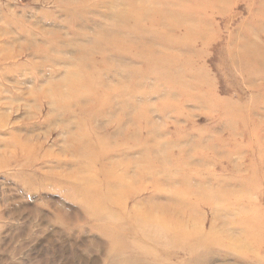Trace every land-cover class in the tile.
I'll return each instance as SVG.
<instances>
[{
	"label": "rangeland",
	"instance_id": "374dc122",
	"mask_svg": "<svg viewBox=\"0 0 264 264\" xmlns=\"http://www.w3.org/2000/svg\"><path fill=\"white\" fill-rule=\"evenodd\" d=\"M131 15L150 29L113 28ZM191 24L211 39L184 49ZM103 36L120 45L93 49L87 77L124 93L91 116L50 93ZM146 47L176 60L152 69ZM256 47L250 75L234 54ZM263 51L264 0H0V264H264ZM164 210L199 233L138 230Z\"/></svg>",
	"mask_w": 264,
	"mask_h": 264
},
{
	"label": "bare ground",
	"instance_id": "6f19581e",
	"mask_svg": "<svg viewBox=\"0 0 264 264\" xmlns=\"http://www.w3.org/2000/svg\"><path fill=\"white\" fill-rule=\"evenodd\" d=\"M133 16L134 15H131V16H128L125 18L119 17L118 20H120L121 24L118 25V22L116 20L115 23L112 24L113 28H115V29L120 28L122 25H127V24H132V25L137 24L138 28H139L137 32H139V33L144 28L148 29V30L150 29L151 24L145 26L143 23L142 24L139 23L138 15H136V17H133ZM129 18H130V20H129ZM191 19H193V18H191ZM197 29L198 30H196L194 24H191L190 26L185 27L182 30L183 32H182L181 36L178 37L179 41L175 40L177 42H174V43H177L179 46L183 47L184 49H193L195 47H194L192 40L196 36H201L202 32H205V35H203V37H202V39H203L202 42H207L209 39H211V35L208 34L207 31H205L206 29L204 27L197 28ZM161 35H163V33H161ZM123 38L124 37H122V39ZM119 39L120 38H116L115 40L110 41V40H107V38L103 36L101 38H98L97 43L95 45L91 46L90 48L85 49V50L81 49L77 64L74 65L73 70H70V72L68 70V72L66 73V75L62 79V82L59 83V84L65 83L67 85L68 89L66 91L65 90L61 91L59 88H57L59 84H55L51 88L52 90H51L50 95L55 97L56 100H63V104L65 106H72L73 104L77 105L81 101L82 102L87 101V105H81L80 106V104H79V107H80V109H82L81 111L89 110V113L92 116V115H96L97 112L101 111V107L99 110L95 109L96 104H93V102L101 101L103 104L108 103V102L110 103L113 100L114 95L117 96L119 94H123L124 93L123 90H116V89L110 90V91L105 90L102 86L103 83H102L101 78L99 79V78H95V77H92V78L87 77V75L90 74V73H88L89 72L88 70H93V71L95 70V68H93V66H91L93 63V58H94L92 55L93 49H97V51H98V47H99V49L101 50L102 47H100V46H102L103 41H105L106 44L119 46L120 45ZM180 39H182L185 42H181ZM129 48L130 47H128V49ZM257 48L258 47L254 48V49L252 48V49H249L247 51H240L241 50L240 49V50H237L238 52H236V54H234V60L237 61L238 67H240L244 72H249L250 75H253L254 70H257V74H258V72H260L262 69L261 67H263L260 65L261 64L260 63L261 56H260V54H258V51L256 50ZM146 50H147L146 55L148 58L147 60L149 63H151L150 67L152 69H158V67H163L162 65L157 66L156 61L162 63V61L165 62V61H168L171 59L176 60V58H170L167 56H165L163 58L160 56H156L151 52V49H149L147 47H146ZM142 51L145 53V48ZM231 55L232 54H230V56ZM186 57L185 58H179L178 60L180 61L181 64H184V65H186V64L188 65L189 63H192V61H193L194 66H195L194 68L197 69L198 65L196 64V62L194 60H189L188 57L187 58ZM164 68L167 71H171V72L176 73V69L173 68L171 65L165 66ZM194 68H192V69H194ZM260 75H261V73H260ZM175 76H178V74L176 73ZM169 79L171 81H173L169 84L171 86L172 85L176 86V88H178L179 90L183 89V91H187L190 87H193L194 89H196L197 87H199V88L201 87V85H199V84L198 85L196 84V86H194V84H191L188 81H183L181 79L178 81L175 78H169ZM82 92H86V94L89 93V95L88 96H86V94L83 95ZM202 94H204V92H202ZM80 109H79V111H80ZM228 111L231 112L230 110H228ZM232 112H233V110H232ZM141 114H143V113L139 112V115H141ZM137 134L138 133L136 132V135ZM99 140H100L99 147H94V145L91 141V137H89L87 134L85 135L84 133H81L76 137L75 142H76L77 148L84 147L85 149H87L89 152H92V153H95L96 151H100V153H103L106 150H108V147H110V143H108V142L105 143V138H103V137H101ZM22 146L28 150H31V148H29V147L27 148V146L25 144H22ZM165 150H166V148H165ZM136 215L138 216V217H136V223H137V228L139 231L141 229L145 228L146 225H149V224L154 225L156 228L162 229L164 232H166L168 240L174 245L185 243L187 240H189L190 238L193 237L194 233H199L198 231L200 230L198 228H195L193 230L185 229L183 227V224H182L180 219H178L177 217H174V215H172L171 212H168L165 210L162 211L161 213L157 214V215L154 213L145 214V211H142L141 213H138ZM131 222H132V220H131ZM207 237H208V235H207ZM198 246H199V244H198ZM151 252L153 253V257H160L162 260L157 262V263L152 262V263H147V264H165L162 262L164 259V254H159V251H155V250H153ZM146 262H151V261L146 260ZM126 263H128V262H126Z\"/></svg>",
	"mask_w": 264,
	"mask_h": 264
}]
</instances>
